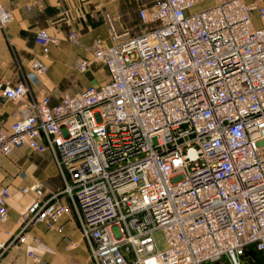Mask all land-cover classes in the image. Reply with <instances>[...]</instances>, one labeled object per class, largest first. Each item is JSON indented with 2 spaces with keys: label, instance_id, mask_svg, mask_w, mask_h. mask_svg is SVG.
I'll return each mask as SVG.
<instances>
[{
  "label": "built area",
  "instance_id": "built-area-1",
  "mask_svg": "<svg viewBox=\"0 0 264 264\" xmlns=\"http://www.w3.org/2000/svg\"><path fill=\"white\" fill-rule=\"evenodd\" d=\"M203 1L142 3L135 33L102 13L111 43L96 39L75 66L99 64L105 81L56 101L31 94L47 72L41 57L59 42L36 32L41 57L1 82L19 113L0 128V159L22 146L47 154L63 187H22L34 199L1 251L23 245L36 223L61 230L71 209L94 264H264V0L192 10ZM12 19L0 2V30ZM67 37L80 44L77 31ZM11 197L0 190V222Z\"/></svg>",
  "mask_w": 264,
  "mask_h": 264
},
{
  "label": "crops",
  "instance_id": "crops-1",
  "mask_svg": "<svg viewBox=\"0 0 264 264\" xmlns=\"http://www.w3.org/2000/svg\"><path fill=\"white\" fill-rule=\"evenodd\" d=\"M151 1L0 0L13 12L7 28L0 30V128L10 127L19 113V106L3 94L6 84L1 85V82L21 79L30 69L31 59L41 57V47L34 39L40 28H46L59 42L50 44L47 57H41L47 64V72L39 84H30L31 94L39 97L46 92L56 101L62 94L105 81L106 72L101 65L95 64L86 72H80L75 66L78 59L89 56L87 47L96 39L111 43L102 13L107 11L117 16L121 31L135 33L140 27L138 8L142 3L150 5ZM72 30L78 32V45L68 40L67 35ZM34 180L43 182L53 192L63 187L57 166L47 154L33 153L22 146L9 156L1 157L0 190L9 187L12 197L8 202V219L0 222V242L10 240L5 230H18L21 213L34 199L32 194L23 193L22 187ZM62 199L65 200V196ZM58 224L61 230L50 229L44 223L33 225L27 230L23 245L5 251L0 248V264H34L27 255L29 250L39 254L48 264H94L71 209Z\"/></svg>",
  "mask_w": 264,
  "mask_h": 264
},
{
  "label": "rangeland",
  "instance_id": "rangeland-1",
  "mask_svg": "<svg viewBox=\"0 0 264 264\" xmlns=\"http://www.w3.org/2000/svg\"><path fill=\"white\" fill-rule=\"evenodd\" d=\"M153 1L154 0H152L151 1V3H153ZM150 3V4H151ZM210 4V2L208 1V2H206L205 4H200V5H197V6H195L192 10H197V9H199L200 7H205V6H207V5H209ZM140 29V27H138L137 28V31ZM156 237H157V239H159V241H160V243H162V235H161V233L160 232H158L157 234H156ZM161 247H162V244L160 245ZM260 256V257H259ZM90 257V256H89ZM251 257H254L253 259L255 260V261H257L258 263H260V262H262L263 263V260H259V259H257L258 257L259 258H263V255L261 254V253H259L258 251H253L252 253H251ZM204 264H219V263H204Z\"/></svg>",
  "mask_w": 264,
  "mask_h": 264
},
{
  "label": "trees",
  "instance_id": "trees-1",
  "mask_svg": "<svg viewBox=\"0 0 264 264\" xmlns=\"http://www.w3.org/2000/svg\"><path fill=\"white\" fill-rule=\"evenodd\" d=\"M252 252H253V251H252ZM252 252H251V253H252ZM259 257H260V256H259ZM259 257H258L257 259H259V260H263V258H259ZM253 258H254V257H252V259H253ZM254 261H255V260H254ZM255 262H257V261H255Z\"/></svg>",
  "mask_w": 264,
  "mask_h": 264
},
{
  "label": "bare ground",
  "instance_id": "bare-ground-1",
  "mask_svg": "<svg viewBox=\"0 0 264 264\" xmlns=\"http://www.w3.org/2000/svg\"><path fill=\"white\" fill-rule=\"evenodd\" d=\"M208 1H210V0H204L201 4H205V3L208 2Z\"/></svg>",
  "mask_w": 264,
  "mask_h": 264
}]
</instances>
